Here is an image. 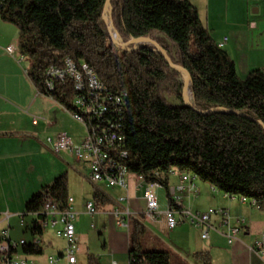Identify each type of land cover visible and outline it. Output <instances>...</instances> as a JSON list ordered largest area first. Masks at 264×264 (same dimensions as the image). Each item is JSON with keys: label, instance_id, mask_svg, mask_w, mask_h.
Masks as SVG:
<instances>
[{"label": "trees", "instance_id": "obj_1", "mask_svg": "<svg viewBox=\"0 0 264 264\" xmlns=\"http://www.w3.org/2000/svg\"><path fill=\"white\" fill-rule=\"evenodd\" d=\"M104 3L6 0L0 20L15 26L21 53L29 63L26 73L36 91L76 112L71 81H57L48 88L46 69L62 66L65 58L86 64L108 91L127 93L121 122L126 168L131 173L166 189L171 170L188 173L264 210V126L258 122L264 123V69L239 77L234 62L213 41L188 0H110L113 25L123 40L149 36L173 63L189 72L197 110L219 106L232 111L199 114L183 104L181 74L160 54L150 46L124 51L110 41L102 19ZM169 92L180 104L166 101L164 94ZM84 124H92V119H84ZM66 183L62 174L27 200L26 213L36 216L28 230L30 239L10 252L24 257L42 254L44 216L38 213L42 191L50 189L63 202ZM166 195L173 205L169 192ZM92 199L98 208L104 196L94 188ZM129 224L127 264H170L171 251L143 250L144 225L137 219ZM194 257L211 264L205 251ZM86 258L87 264H100L92 254Z\"/></svg>", "mask_w": 264, "mask_h": 264}, {"label": "crops", "instance_id": "obj_2", "mask_svg": "<svg viewBox=\"0 0 264 264\" xmlns=\"http://www.w3.org/2000/svg\"><path fill=\"white\" fill-rule=\"evenodd\" d=\"M188 1L196 8L202 25L208 30L215 43L222 41L226 37V41L221 48L234 62L235 70L239 77L246 76L254 69H264V0ZM1 22L0 26L2 28L5 27V30H12L9 23ZM10 39V37L4 39L3 43H8ZM7 62L15 68V75L14 78L12 76L9 77L10 73L5 75L6 73L2 70L3 62L0 58V202L1 199H4L10 212H7L5 217L0 219V223L2 220H6L7 224L2 230H8L9 238L12 241L20 239L28 241L30 239L28 230L36 216L26 213L25 204L27 200L44 186L51 184L58 175H61L65 163L73 166L85 179H88V170L86 164L82 172L76 166V163L69 162L66 151L55 154L56 157L51 155L52 151L46 144V137H54L60 133L58 129L63 127L58 123L60 122L58 120L60 116L65 117L68 121L73 118L66 109L50 96L38 93L30 82L26 71L22 73L17 62L13 59H7ZM21 84L22 88L19 89L18 87ZM23 89L27 90L24 91ZM41 100L47 101L48 104H53V110L50 111L48 107L49 109L46 111L43 107H40ZM52 114V121L49 122ZM35 117H43V119H37L35 122ZM55 124L60 128H54ZM66 133L71 137L68 132ZM83 137L84 128L83 135L78 138L76 144ZM71 139L73 141L72 137ZM51 157L58 167L53 176H51L47 166V162L49 163ZM26 173H30L31 177L29 178L30 181L24 184L21 183L18 177L24 176ZM181 175L177 170H171L166 176L167 189L165 186H160L156 189L160 212H163L168 205L167 192L180 183ZM15 178L18 180L19 185H13L14 192L11 200H8L5 185ZM127 182L128 185L125 189L118 186L94 185L90 190L92 197L94 188L104 196L103 202L100 203L97 209L110 210L113 214L114 209L123 210L124 207H128L129 213L126 216L128 221L137 219L144 225L145 229L151 227L160 231L167 230L168 234L173 236L171 240L172 246L176 247V249L186 248L191 251H205L211 264H261V259L248 249L249 245L264 232V210L258 209L252 201L246 200L242 203L238 197L227 196L209 184L197 181L195 177L191 176L190 180L185 182L184 185L187 186L192 183L194 185L192 191L185 187L183 191H175L171 195L175 201V208H187L196 212H205L209 208L215 209L216 213L210 216V224L216 228L223 221V216L218 212L223 209L227 212L229 226L240 228L236 239L231 244L227 242L226 236L213 229L207 231L208 238H205L207 241L198 242V238L195 237V232L192 228H200V238L204 239L201 237L204 227L192 226L187 222H182L173 229H168L162 213L155 218L145 217L143 215L145 209V201L143 199L144 183L140 182L133 173L128 175ZM105 188L122 193L115 196L111 193H106ZM161 188L164 189L162 193L160 192ZM66 192L67 196L73 199L67 190V183ZM119 197H125L126 200L120 203L117 201ZM80 207L79 205L76 206V210H74L76 214L81 213ZM75 229L77 236H79L76 225ZM220 229L226 232V227L222 226ZM51 232L54 234L53 229ZM107 232L108 228L105 226L100 228L99 233ZM27 234L29 235L28 239L25 238ZM45 234L46 229L41 236V244L45 240L50 243L45 238ZM127 237L128 233L126 232V251L128 247ZM64 247L65 241L58 257H62ZM110 251L115 254L120 250L114 248L112 251L110 248ZM34 257L26 256L27 264H37V260Z\"/></svg>", "mask_w": 264, "mask_h": 264}, {"label": "built area", "instance_id": "obj_3", "mask_svg": "<svg viewBox=\"0 0 264 264\" xmlns=\"http://www.w3.org/2000/svg\"><path fill=\"white\" fill-rule=\"evenodd\" d=\"M5 2L6 0H0V12ZM225 41L226 37L216 44L218 47H222ZM14 50L13 44L6 47V51L10 54H13ZM46 76L45 86H54L57 81L63 82L69 79L75 91L74 98L82 105V110H86L92 117V124H83L77 121L76 113L68 111L72 118L83 126V139L78 144H74L66 132H60L54 137H46L45 141L48 147L55 154L66 151L73 154L77 160L84 161L88 170L87 178L94 185L127 188V179L131 172L126 168L128 152L124 146L125 138L121 122L127 93L108 91L90 67L84 63L76 65L68 58L63 60V65L60 67L49 66L46 69ZM40 118L43 119V117H35L34 121L36 122ZM109 152H118V159H109ZM136 176L145 185L143 192L145 201L143 215L145 217L155 218L162 213L168 229H173L178 224L187 222L192 226L204 227L205 229L201 234L204 239L208 238L207 231L209 229L226 236L229 244L236 239L240 228L229 226L227 212L223 209L218 211L223 216V221L217 228L210 224V216L216 213V210L212 208L205 212L191 211L187 208L177 209L175 208V201H173V205L168 203L166 209L160 212L156 194V189L160 187V184L156 181L145 182L141 176ZM190 177L191 175L188 173L182 174L180 183L168 191L169 195H173L175 191L181 192L185 187L192 191L194 187L192 183L187 186L184 185L190 180ZM238 198L242 203L247 200L243 197ZM125 200V197L117 199L120 203ZM72 202L73 199L68 196L63 202L60 201L50 189L46 188L42 191L38 212L44 216V220L40 224L41 228L43 230L53 229L54 234L65 241L62 257L58 258H64L66 264H76L75 251L78 236L74 224L76 212L72 207ZM252 203L254 204V201ZM85 210L90 217H93L97 208L93 201H88L85 204ZM128 213V207H124L123 210L114 209L113 214L117 226L128 229L129 221L126 217ZM222 226L226 227V232L221 231L220 227ZM36 241L34 239V242ZM24 242V239L12 241L9 238L8 230H2L0 232L1 264H27L26 257L10 252ZM248 249L261 259V264H264V232L249 245ZM57 260L59 259L52 256L47 257L48 264H55ZM111 264H116V262L113 261Z\"/></svg>", "mask_w": 264, "mask_h": 264}, {"label": "rangeland", "instance_id": "obj_4", "mask_svg": "<svg viewBox=\"0 0 264 264\" xmlns=\"http://www.w3.org/2000/svg\"><path fill=\"white\" fill-rule=\"evenodd\" d=\"M1 22V21H0ZM4 23V22H1ZM7 24V23H6ZM1 25V24H0ZM12 28V30H5V27L2 28L0 26V58L3 62L2 70L6 73H10V76L14 78L15 75V68L12 67L8 62L7 59L14 60L15 62L20 65V69L22 73H25L27 68L29 67V63L27 60V57L21 53L20 50V44L18 42V36H17V30L15 26L12 24H9ZM10 29V28H8ZM13 35V36H12ZM11 38L8 43L4 42V39ZM167 45L171 49L172 52L175 51V48L167 42ZM14 46L15 50L13 54H10L6 51V47L12 45ZM24 76V74H22ZM182 81V80H181ZM9 82V80H7ZM19 89L22 88V84ZM26 91L27 89H23ZM164 98L166 101L171 105H178L180 104L181 100L177 98V96L172 93H165ZM40 107H43L44 110H48L50 108V111L53 110L52 105L48 104L47 101H40ZM49 105V106H47ZM49 107V108H48ZM52 116L49 120V122L52 121ZM70 119V118H69ZM60 122H58L61 126H63L61 129H58V132L66 131L68 132L71 137L73 138L74 144L77 143L78 138L83 135V127L80 123L71 120H66V118L60 116L58 118ZM82 123V122H81ZM54 128H60L57 124H55ZM67 157L69 159V162L76 163V166L81 169L83 172L85 163L84 161L75 160V157L73 154L66 152ZM51 155L53 157H56L55 153L51 152ZM47 166L49 167V172L51 176H53L54 172L58 170L57 164L54 162V159L51 157L49 163L47 162ZM61 175L65 174L67 179V190L69 194L73 197V209L76 210V206H81V213L76 214L75 218V225L77 227V231H79L78 241L76 244V251H75V257H76V264H87V254H92L96 257H98L100 264H110L112 260L116 261L117 264H127V251H126V242H125V234L127 232L126 227H118L115 222V218L112 214V211L110 210H98L93 215V217H90L85 210V204L88 201H92V194L90 192L91 188L94 186L93 183H91L88 179L83 178L82 174L77 171L73 166L65 163L64 169L62 168ZM60 176V175H58ZM57 176V177H58ZM31 174L26 173L24 176L21 175L18 177L21 180V183L26 184L28 181H30ZM197 181H201L198 178H195ZM203 183V182H202ZM13 185L18 186V180L12 179V181H9L5 185V191L8 197V200H11V196L13 195L14 189ZM106 193H111L113 195L121 194L122 192H115L111 189L105 188ZM161 188L160 192L162 193L164 189ZM5 200L1 199L0 202V219L5 217V214L7 212L9 213L10 209H8L7 205L5 204ZM6 220H2L0 223V232L2 231V228L6 226ZM130 224H128L129 227ZM102 226H105L108 228L107 233H99L100 228ZM195 232V237L198 238V242H205L206 239L200 238V228H192ZM52 229L48 228L46 229L45 238H47L50 243L47 242V240L43 241L42 247L43 252L41 255H37L34 257L35 260H37V264H48L47 263V257L52 256L54 258H57V262L55 264H66L64 258H58V254L62 251V248L64 246V241L61 237H57L55 234H52ZM211 233V232H210ZM172 235H169L167 230H159V229H153L151 227H147L146 233L142 239V249L143 250H167L172 252V257L170 264H203L199 260L195 259L194 255L198 251H191L189 249L183 248V249H176V247L171 245ZM25 238L28 239L29 235H25ZM110 248L112 251L115 249H119L120 251H117L115 254L111 253Z\"/></svg>", "mask_w": 264, "mask_h": 264}, {"label": "water", "instance_id": "obj_5", "mask_svg": "<svg viewBox=\"0 0 264 264\" xmlns=\"http://www.w3.org/2000/svg\"><path fill=\"white\" fill-rule=\"evenodd\" d=\"M102 19L106 25V31L109 34L110 41L116 45L118 48L124 51H129V50H135L139 49L143 46H150L151 50L157 52L160 54L163 59L166 61V63L170 66L171 69L179 72L181 74V99L183 104L196 111L199 114H209L213 112H220V111H225V112H232L230 110H226L223 107H212L210 109H207L205 111L202 110H197L193 104H192V99L188 98L186 94V89L188 86L191 85V78L189 72L183 68L181 65H178L176 63H173L168 56L166 50L160 46L153 38L146 36V37H137V38H130L128 40H123L122 37L119 35L117 30L115 29L112 21V6L110 4V0H105L104 7H103V16ZM191 92V91H190ZM262 126H264V123H261L258 121Z\"/></svg>", "mask_w": 264, "mask_h": 264}, {"label": "bare ground", "instance_id": "obj_6", "mask_svg": "<svg viewBox=\"0 0 264 264\" xmlns=\"http://www.w3.org/2000/svg\"><path fill=\"white\" fill-rule=\"evenodd\" d=\"M48 88H52V86H47ZM186 94L188 98H191V92L189 86L186 89ZM73 106L76 108V118L77 121L82 122L84 124V119L91 120L92 117L86 112V110H82V105H80L79 101L74 98ZM109 159H118V152H109Z\"/></svg>", "mask_w": 264, "mask_h": 264}]
</instances>
